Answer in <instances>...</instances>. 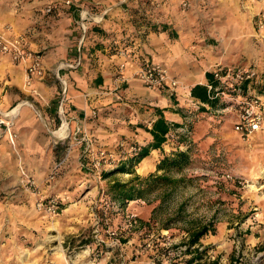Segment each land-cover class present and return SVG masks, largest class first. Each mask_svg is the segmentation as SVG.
Returning a JSON list of instances; mask_svg holds the SVG:
<instances>
[{
	"label": "rangeland",
	"instance_id": "1",
	"mask_svg": "<svg viewBox=\"0 0 264 264\" xmlns=\"http://www.w3.org/2000/svg\"><path fill=\"white\" fill-rule=\"evenodd\" d=\"M213 1L210 11L205 12L203 0H0V32H17L36 25L35 30L30 29L34 36L33 40L28 38L29 43L36 39L34 49L44 56L47 67L46 75L38 78L54 86H46L43 91L35 84V77L28 82L25 66L14 62L24 70V91L18 92L11 102L2 103L3 95L10 89L3 70L13 63L0 52L3 87L0 107L17 110L13 117L16 144L6 138L0 144V264H182L190 256L183 253L189 230L211 220L215 231L201 239L200 247H207L202 260H218L216 264H264V129L243 138L234 129V120L229 119L235 116L230 113L235 108L224 101L227 106L220 111L223 116L209 151L197 156L195 163L185 169L170 171L173 177L184 178L174 187L172 197L162 200L172 187L162 185L147 199L131 200L123 207L110 195L109 187L113 179H128L133 174L119 172L104 177L102 171L127 158L130 146L136 141L133 135L124 133L120 124L112 125V119L124 110L115 107V113L112 112L107 101L92 104L87 113L80 114L83 132L75 138L73 122L64 112L62 119L58 116L66 92H61L62 71L59 77L56 69L63 60L46 62L52 60L49 58L62 44L69 48L80 44L82 29L75 20L70 24L74 28L71 33L62 26L56 27L60 25L57 21L60 17L71 16L73 5L83 10L90 8L97 16L104 5L116 4L112 10L128 18L132 26L129 32H138L143 37L147 26L156 20L155 8L160 3L171 2L177 17L194 20L195 43L217 49L216 17L222 8ZM256 1L259 9L254 25L260 32L264 30L259 22L264 0ZM241 9L247 13L250 8L242 5L240 12ZM161 10L167 12L165 8ZM50 17L56 22V33L50 25L41 22ZM85 20L89 27L96 24L89 15ZM249 34L256 38L255 31ZM86 37L87 33L83 43ZM250 61H256L264 75V49L253 57L241 56L238 61L212 60L205 69ZM70 68L61 65L60 70ZM65 77L71 81L68 75ZM186 93L185 89L173 97L190 102ZM31 103L41 109L50 108L59 120L46 124L29 106ZM200 109L193 110L195 123ZM28 114L38 115L34 124L44 134L42 138L28 133L27 125H33ZM151 115L137 117V123L128 122L129 129L149 124ZM191 128L194 132V124ZM110 131L121 132V139L112 138ZM84 132L92 141L87 150L86 142L81 140ZM101 147L114 152L116 159L99 169L93 162L99 157ZM41 198L59 201V211L39 209L36 201Z\"/></svg>",
	"mask_w": 264,
	"mask_h": 264
},
{
	"label": "crops",
	"instance_id": "2",
	"mask_svg": "<svg viewBox=\"0 0 264 264\" xmlns=\"http://www.w3.org/2000/svg\"><path fill=\"white\" fill-rule=\"evenodd\" d=\"M216 1L222 8L218 11L216 17L219 39V47L217 49L195 43L197 34L195 33L196 27L194 20H183L177 17L172 8L173 3L171 2L169 4L160 3L155 8L157 11L155 16L156 20L147 26L143 37H140L139 34H137L138 32L136 34L129 32L132 26L128 18L120 17L117 15L116 11L112 10L115 8L116 4L108 3L104 5L102 11L97 16H94L90 8L83 10L73 5L70 11L71 16L67 15L60 17L59 20H57L58 22L60 21V25L56 27L58 29L62 26L64 31L71 33L74 28L70 27V24L75 20L82 29L80 44L78 43L76 48H69L66 44H62V47H58L49 58L52 60H46L49 64L53 63V60L62 59V67L63 65L72 67V69L70 68L69 70H60V65L56 69V73L59 76L62 71L64 81L61 84V92H66L63 106L61 105V101L59 104V118L62 119V112H64L65 116H68L71 122H73V129L75 130L77 127H82L84 124L80 116L81 113H87V109L90 108L92 104L107 101L108 107L112 109V112L115 113V107L124 110L122 113H119L116 118L112 119V125L116 127L120 124L124 133L133 135L136 142L141 145H147L154 140V135L145 129V126L151 127L153 122L160 116H164L170 128L176 126V124L177 126H181L186 123L191 117L190 114L195 113L192 104L186 101V99L179 101L178 97L170 96L165 91L156 88H148L137 76L136 71L138 69V64L147 59L164 62L169 66L174 75L189 83L188 90L191 92L192 87L196 84L205 86L209 82H214L212 70L205 69L206 65L212 60L223 62H229L231 60L238 61L241 56L253 57L256 56L259 51H263L264 30L259 32L254 25L255 16L258 15V2L256 0ZM203 2L202 10L209 12L210 6L214 1L203 0ZM242 5H246L250 8L247 13H244L242 9L240 12L239 9ZM164 8L167 12L161 10ZM88 15L95 21L96 24L94 26L89 27L87 24L88 21L85 19ZM41 22L44 26L50 25V28L55 30L54 33H56V22L52 17L41 20ZM31 28L35 30L37 27L33 25L28 29L19 30L17 32H23L27 34L29 39L33 40L32 37L34 34L30 33ZM251 31H255L256 38L255 36H250L249 33ZM86 33L87 37L85 43H83ZM124 37L127 39L125 41L121 40ZM36 43L35 39L31 42L30 46L35 48ZM124 46H128L130 50V55L127 57L119 52L120 48ZM72 50H74V52ZM6 55L13 65L11 64L3 70L4 80L9 82L7 85L10 87L9 91L7 90L8 92L3 95L4 98L1 100L4 104L16 99L18 97V92L24 91V70L20 68L18 64H15L16 62L14 63L9 54ZM4 56L5 55L2 57L4 58ZM124 59L127 60V67L123 71V74L120 75L118 67L119 63ZM236 64L252 66L258 70V76L247 82L245 88L248 87L251 91L261 95L264 100V75L262 74V69L257 66V62L250 61L245 64ZM208 72L212 73L210 78ZM46 73L47 67L45 75ZM67 75L71 78L70 82L65 77ZM35 80L37 87L41 88L43 91H45L46 86L54 87L52 82L44 79L41 80L38 76H35ZM2 89L3 87L0 83V92H2ZM14 89L18 91H14ZM180 91L184 92L185 88L180 87ZM119 94H121V98L118 97ZM191 97L194 100H200L192 94ZM26 101L30 100L28 99ZM205 103L206 105L198 111L197 117L199 118L196 123L192 120L191 125L194 124V132H192L191 137L185 134L180 136L181 139L190 137L188 139L192 142L189 144L192 148L191 164L195 163V158L197 156H202L204 152L209 151L213 139L217 136L218 125L221 121L220 117L223 116L220 115V111L225 107V103L223 104L221 101ZM31 104H29V106H32L39 116L34 114L31 117V114H28L29 117H31L29 120L33 121V125L29 123L27 127H25L28 133H33L34 136L40 135L38 138H42L44 134H42L41 130H38L34 124L35 119H38L37 116L45 120L46 124L55 123L59 118L56 115H52L50 108L41 109L38 107V104ZM41 104L44 105L43 102H41ZM0 109L2 111H9L11 117H15L17 111H12L13 108L8 110L0 107ZM141 110H146V112L142 113ZM231 112L234 113L235 116L233 117L234 119L232 117L229 119L235 122L236 111L231 110L230 113ZM146 113L153 114L151 115L152 119L150 123L147 125L138 124L135 129L130 130L128 122L130 123L133 121V123H137L139 121L137 117H144ZM263 129L264 127L258 131ZM110 133L115 140H119L122 137L121 132L110 131ZM262 135H264L263 132ZM20 137L24 138V136ZM25 137L28 138L27 136ZM4 138L8 139L7 134L4 135L2 133L0 136V144ZM177 146L178 140L169 141L166 138V141H164L159 148H153L150 153L136 165V172L147 174L156 170V165L160 158L165 154H172ZM141 167L143 170H140Z\"/></svg>",
	"mask_w": 264,
	"mask_h": 264
},
{
	"label": "built area",
	"instance_id": "3",
	"mask_svg": "<svg viewBox=\"0 0 264 264\" xmlns=\"http://www.w3.org/2000/svg\"><path fill=\"white\" fill-rule=\"evenodd\" d=\"M259 22L260 26L264 27V13L261 15ZM0 52L9 54L14 62L25 66L28 82H31L35 76L43 77L45 75L46 66L44 56L30 46L27 34L23 32H0ZM119 52L125 57L130 55L128 46L120 48ZM126 67L127 60L124 59L119 63L121 75ZM212 73L214 82L212 81L207 84L210 91L209 95L211 98H219L223 102L226 101L228 102L227 105H230L229 107L232 109L235 108L236 120L234 122V129L239 132L243 138H248L253 133L263 128V97L251 91L248 87L245 88L247 82L258 76V70L248 65L218 64L213 68ZM136 74L148 88H156L165 91L171 96L178 95L179 92H181L180 87L185 88L187 90L186 95L195 110L206 105L205 102L194 100L191 97V92L188 90L189 85L185 84L180 78L171 73L169 68L161 61L147 59L144 62H140ZM118 97L121 98V94H119ZM64 100L65 97L61 100L62 106ZM190 116L188 121L183 125L172 126L169 129V132L166 134V138L169 141L178 140V146L181 147L188 146L192 143L188 138L191 137L193 132L190 124L192 120H194L195 115L191 113ZM81 132H83V128L81 126L77 127L73 131L74 137L76 138ZM2 133H6L9 142L15 146L17 137L13 129V117H11L9 111H2L0 109V136ZM182 134L190 137L183 141L180 138ZM81 140L86 142V150L91 147V137L88 136L86 132H84ZM136 148L137 146L132 144L130 146V151L136 150ZM99 153V157L93 162V165L99 169H101L104 163L108 162V164H111L116 159L114 152L109 151L106 147H101ZM86 163L88 164L90 162L87 161ZM25 174L27 173L25 172ZM27 177H29V175ZM27 181H31V179L27 178ZM36 202L37 207L41 210L57 212L60 209L59 201L54 199L46 201L41 198Z\"/></svg>",
	"mask_w": 264,
	"mask_h": 264
},
{
	"label": "trees",
	"instance_id": "4",
	"mask_svg": "<svg viewBox=\"0 0 264 264\" xmlns=\"http://www.w3.org/2000/svg\"><path fill=\"white\" fill-rule=\"evenodd\" d=\"M208 76L210 78L212 73L208 72ZM191 94L205 102L211 103L221 101L219 98L210 97V91L207 85L203 86L202 84H196L194 87H192ZM224 103L225 102H223V104ZM203 106H201V108H203ZM190 127H192L191 124ZM145 129L154 135L153 141L147 145H141L134 141L132 144L137 146L136 150L130 151L127 158L120 160L118 164H115L111 168L102 171L104 177H109L119 172L133 174V176L128 179H122L118 177L112 180L109 187L110 195L123 207L126 206L131 200L138 198L147 199L151 193L156 191L162 185H172L171 190L166 192L162 198L164 201L169 199L173 195L174 187L177 186L176 184L179 181L184 180V178L173 177L170 174V171L182 170L190 166L192 163L191 145L183 147L177 146L172 154H165L160 158V160L157 162L155 171H151L148 174H140L136 172V165L145 156H147L153 148H159L164 143V141H166V133L169 131L170 127L164 116H160L153 122L151 127L145 126ZM181 140L184 141L186 138L184 137ZM180 210H183V204L180 206ZM213 225V221L211 220L210 222L198 223L194 228L189 230L188 238L184 242L186 248L183 250V253H190V256L185 258V262L182 264L217 263L218 260H202L207 247H200L202 237L211 231H215ZM80 241V243H83L82 240Z\"/></svg>",
	"mask_w": 264,
	"mask_h": 264
}]
</instances>
